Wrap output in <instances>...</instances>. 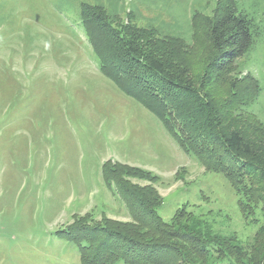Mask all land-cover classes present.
<instances>
[{
  "label": "rangeland",
  "instance_id": "1",
  "mask_svg": "<svg viewBox=\"0 0 264 264\" xmlns=\"http://www.w3.org/2000/svg\"><path fill=\"white\" fill-rule=\"evenodd\" d=\"M81 1L95 2L0 0V264H80L76 244L60 230L78 222L91 229L105 222L131 223L114 181L107 184L102 173L108 160L140 169L116 175L131 185L152 186L162 220L171 221L184 207L201 216L207 230L234 235L249 247L264 223L262 204L254 205L223 173L205 169L121 82L100 72L82 24ZM190 1L121 0L124 10L112 26L128 36L123 28L128 23L134 28L160 23L182 33L174 45L157 50L164 51L165 61L167 51H174L169 61L187 68L198 87L206 22L201 15L191 17L192 35L186 37ZM227 1L262 28L234 73L240 82L255 81L260 91L255 102L231 106L228 84L208 89L220 110L230 106L232 115L240 113L248 137H264V0H219ZM211 3L206 0L202 11ZM248 85L239 90L247 92Z\"/></svg>",
  "mask_w": 264,
  "mask_h": 264
},
{
  "label": "trees",
  "instance_id": "2",
  "mask_svg": "<svg viewBox=\"0 0 264 264\" xmlns=\"http://www.w3.org/2000/svg\"><path fill=\"white\" fill-rule=\"evenodd\" d=\"M106 1L107 5L100 0L92 5L80 2L82 24L97 55L100 72L121 82L124 91L152 111L178 145L192 153L205 169L223 173L238 192L264 209V137H248L244 122L237 117L240 113L233 110L232 115L230 106L220 110L208 89L212 84L225 83L231 106L239 100L255 102V92L260 91L255 81L240 82L234 73L237 60L251 50L261 33L257 19L238 9L234 2L212 0L205 13L202 10L206 0L190 1L187 29L183 31L186 37L192 35L191 17L201 15L206 22L202 33L206 41L203 71L195 87L190 75H186L187 68L169 61L174 60V51H167L169 60L165 61L164 51L157 50L174 45L173 41L184 37L182 33L166 31L160 23L142 28L127 27L128 23L123 27L131 32L128 36L112 26L124 10L121 0ZM193 2L199 7H194ZM99 30H104V37ZM246 82L248 91H240ZM261 125L264 129V121ZM110 161L102 164L105 181H114L133 221L114 226L105 222L92 229L78 222L60 230L64 238L76 244L80 264H264V223L245 248L234 235L207 230L201 216L184 207L166 222L156 212L160 203L152 186L131 185L116 175L121 171L133 175L140 169Z\"/></svg>",
  "mask_w": 264,
  "mask_h": 264
}]
</instances>
